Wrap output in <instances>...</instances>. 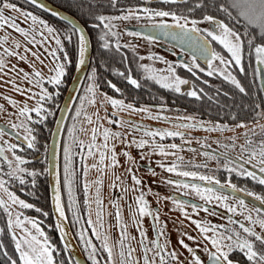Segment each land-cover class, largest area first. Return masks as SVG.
<instances>
[{
  "label": "snow or ice",
  "instance_id": "obj_1",
  "mask_svg": "<svg viewBox=\"0 0 264 264\" xmlns=\"http://www.w3.org/2000/svg\"><path fill=\"white\" fill-rule=\"evenodd\" d=\"M164 4H177L178 0H162ZM29 3L36 4L37 7H43L41 4H37V0H29ZM112 4L115 6L116 0H112ZM204 7L207 6L203 5ZM195 7H202L201 4L197 3ZM3 8L20 11V9L16 8L15 5L9 3H3ZM51 11V10H49ZM144 14V17L149 21H152L154 18H159L160 21H163L165 18H170L174 23H155L152 25L153 28H158L161 30H165V35L170 36L173 40L180 41L181 43L187 44L189 50L192 52L193 57L197 55L202 58L207 65L206 75L213 76L218 75L223 77V79L234 86L239 90L240 93H245L246 89L242 86L241 82L237 79V77L230 71V61L234 62V66L239 68L241 73L245 72L244 67L242 66V58L244 52V41L247 40L249 50H254L255 53V61L257 64L264 66V0H225V3L219 6V11L224 13L227 18V22L221 21L215 18L213 15L205 14L202 17V20L189 19L187 16L178 15L173 11H165V10H153L151 8L145 7L138 10ZM24 16L25 20H31L32 25H43L44 29H46L47 33L52 36V39L55 42L56 48L55 50L45 49L48 56L53 58V61L59 59L57 57V52H62V42L59 36L53 35L54 29L44 24V21L38 20L35 15L31 13H21ZM52 15L58 16L59 14L55 11H52ZM130 16H135L136 19H140V16L136 14V11L130 10L128 16L122 17H107L104 15L97 16L98 24H93L92 27L96 28L100 25L103 26L104 29L108 31L99 37V40L102 42L101 46L104 49L109 48V43L107 42V37L109 33L112 36H117L118 34L115 32H111L112 21L115 19H129ZM63 19L68 20L71 24V20L68 17H64ZM233 21L240 22L243 27V31L233 25ZM208 23L209 28L205 30H201L198 27L199 23ZM191 25L189 27L188 25ZM9 27L13 31L19 33L27 44H31L33 47H36L39 43L41 46L45 42V39H42L40 42L36 40V33H30L25 31L23 28H20L14 20L8 19L0 14V28ZM169 29H175L176 31H167ZM250 29L257 30L261 41L259 44L253 43V34ZM70 34L65 36V39L71 40L72 35H77L78 37V67L85 64V57L88 51L89 38L85 35V29L73 24L71 29L69 30ZM42 35V33H41ZM132 35H139V33H132ZM209 39L214 41L216 44L220 45L223 50H225L229 57L226 59L225 56L221 55L214 47L210 46ZM8 43V38H0V48H3V51H0V75L5 72L14 73L18 78L20 83L27 82L29 85L37 87L40 89V95L36 101V104L33 108H29V106L25 103L22 107L18 108V116L24 117L25 120H22L20 123H12L11 128L13 130L23 128L24 137L23 140L27 142V147L29 149L35 147L36 137L33 134V129L28 126V123L25 122L29 120L28 113L30 111H34L38 117V121L42 123L45 120V115L42 113H46L50 115L51 113L46 112V109L42 107L43 103H46L52 99V96L48 91L42 87L43 83L52 84L54 86H58L61 83V78L65 75L64 65L62 63H55V67L49 69L50 73H54L49 75L45 81L42 71L37 70L35 66V62L39 61L43 64V61L40 60V57L35 52H30V50L25 47L23 49V53L18 52L17 50L21 48V44L17 41H13L10 47H3ZM120 45L116 44V50L119 51ZM31 54L34 57L33 61H28L27 56ZM8 58H15L20 62H23L28 65L30 71H25L23 68L18 67L17 65L8 66ZM63 59L67 60L68 57L65 56ZM140 59H144V57H140ZM149 59H153L149 57ZM159 59V58H156ZM214 61H218L219 65L214 64ZM182 67H186L189 72H192L195 75V69L201 67L197 64L196 59L189 61L187 64L181 65ZM222 66V67H221ZM143 72L146 74L144 79L154 81L161 88L170 89L177 93L181 92L182 85H188L189 81L187 79H181L176 75L175 69L173 65H168L164 70H156L149 66L141 65ZM201 70H203L201 68ZM163 73V74H162ZM118 75L124 77L127 80V83L135 88H140L141 85L137 79H134L131 74L118 73ZM95 72L93 75L89 76V79H94ZM4 83H8L11 85L12 90L17 93H20L26 96L28 99H31L34 94L29 93L24 88H20L17 86L16 82L12 80H5ZM110 87L115 88L114 85H109ZM119 91V89H116ZM87 92L92 94V98L88 100L89 104L96 103V89L93 85H89L87 88ZM187 95L189 97H193L197 100L201 99V96L198 95L196 90L188 91ZM103 104H110L114 109L112 116L109 117L107 115L100 116L98 113L96 115V120L94 121L90 116L85 115V121L90 125H95L91 128V137L90 143L87 144V150L89 155H93V149H103V151H99V161L100 165L105 163L106 158L110 161L109 167L115 166L116 164V154L114 151V147H109L110 140H118L120 139L119 133L111 132L109 129L104 128L101 123L102 120H107L109 124H116L117 126L129 125L131 122L126 120L113 119L112 117H117L119 112L128 110L131 112H147L148 109L140 108L136 109L131 104H124L122 100L113 99L104 95L102 97ZM211 99V98H209ZM10 104L15 105V101H8ZM81 104H83V99L81 100ZM81 116V109H77L76 117ZM153 119H160L161 117H150ZM167 119V118H165ZM177 119H181L184 121H193L194 118L191 116L177 117ZM208 131H219L224 132L235 131L236 128L245 129V132L242 133L243 143L239 145V152L235 157H231L229 153L234 151L237 147L236 140L239 138L237 136L229 137V143L223 145L224 151L217 155L215 152L209 153L207 151L201 152L200 155L206 157L207 159H216L217 161H223V168L229 173H235L237 176L248 177L252 181L257 182L260 185H264V124L257 122V127L259 131H257L256 127H249L245 123H238L233 128H229L228 126H220L215 125L213 127H207L204 122L196 121L194 123H184V124H176L174 127L178 129L177 131H161V130H144V137L155 138L157 136L163 140L165 137H180L184 143H191L190 140L184 139V134L179 129H188L193 130L197 129V127ZM136 130H139L142 126L140 125H132ZM5 131L0 129V136L5 135ZM69 134L72 135V130H69ZM98 135L102 137L103 143L100 145L96 144V140ZM17 139H21L19 133H17ZM123 142V141H122ZM73 143L79 144L81 147H84L83 142L77 141L75 138L73 139ZM131 143L135 145L137 148H144L148 143L144 139L140 140H132ZM219 146V141H216ZM15 145L8 146V151H14ZM153 151L159 155L167 156V155H175V152H167L162 145H158L153 143L151 145ZM173 150L178 149V145L171 144L168 146ZM205 144L201 143V148H204ZM5 148L0 147V160L6 159L3 156L5 152ZM184 150V149H179ZM69 147L67 145L64 146V174H65V187L68 191L69 197V206L74 203L72 198V183L70 179V169L69 164L71 163L69 156ZM192 151H195L194 149ZM107 154V155H106ZM123 155L128 156V153H123ZM131 159V157H128ZM177 160H183V157L178 156ZM26 161L18 156L14 157L13 162L8 163L9 171L4 173L7 175L9 180L18 181L20 185H24L26 183L25 176L35 177L38 175L35 171H29L25 167H22ZM245 165H250L252 168L256 169L262 175H257L254 171H249ZM163 167V165H159ZM207 165H194V167H206ZM179 165L176 162H173L170 167H167L165 170L169 173H175L176 175L184 178H190L191 180L205 182L209 185H216L217 188L223 189L225 185H222L219 180L215 179L210 175H202L198 174L195 171H178ZM85 173L88 169L85 167ZM100 172H103L104 169L100 168ZM131 172V169H128ZM154 174V173H153ZM119 179V178H117ZM132 181L135 185H140L141 181L136 178V176H132ZM101 181L97 180L95 183L99 184ZM8 181L0 178V192H2L6 197L5 199H0V209H3L8 217V228L13 230L12 240L15 245V252L18 253V261L12 260L11 264H54L53 253L55 249L48 242L47 237H45L44 232L37 225V221L34 219L24 218L21 219V213H16L15 218L13 219V207L17 206L20 209H31L33 205L30 203H26L22 199H18L13 192L9 191L7 187ZM33 186L35 185V180L32 181ZM168 183H174L173 181H168ZM227 188L232 192H241L244 191L245 195L252 197L254 200L258 201L260 205H264V195H257L253 192L240 189L236 185L231 182L227 183ZM87 185H85V190H87ZM178 188L190 189L191 192L195 193L201 201H203V205H191L184 204L181 201H176L177 207L181 209L183 213V209L185 207H193L194 211L199 209L204 211L210 216H216L218 213L215 211L211 205L215 202V208H224L227 215H221V218L225 220L224 224H212V223H202L200 221H192L195 224L196 229L199 232V236L203 241L208 242L211 245V249L205 248L204 251L207 255L209 264H240V258L233 260L231 258L233 253L242 254V258L246 259L248 264H264V210L260 207H249L245 200L239 199L234 203H227L229 201V196L223 195L222 193H218L216 189L213 187H200V185L196 183H178ZM99 191L100 189H96L97 197L96 204L99 208L100 199H99ZM53 203L55 205V210L59 213L61 218L64 217V209L61 207V194L60 189L57 187L55 189V194L53 196ZM136 208V220L134 223L139 224V221L144 216H151L153 221L157 226H159V215H153V213L148 209V205L144 200L143 195L138 197L135 201ZM37 211H40L37 209ZM187 215L186 213H184ZM98 221L100 219L101 213L97 211L96 213ZM243 217L242 220H237L235 216ZM117 223H120V216L117 213L116 216ZM91 224V221H89ZM24 225H30L31 229L35 230V234H33L30 230H27ZM258 225L260 228V233H257L254 230L253 226ZM58 230L63 233V229L57 226ZM15 229H19L21 235L15 234ZM140 236L139 244L143 248L142 253V261L143 264H203L201 258L196 254L192 247H189L187 244H184L183 240L179 241L180 245L185 248L188 253H190L191 258L188 261H180L179 256L175 250L168 251V243L165 241L164 243L160 242V239L166 236L165 230L163 227H158L157 237L156 239L148 240L146 233L142 229V225L137 229ZM93 235L100 236V233L93 231ZM183 235L187 236V233ZM39 237H44L43 241L39 239ZM189 240L195 241L196 238L192 236H187ZM107 237H103L104 243L103 248L104 251L107 252V264H117V258L114 255L113 248L109 246L107 242ZM128 236L126 232L122 230V239L120 241V251L118 253V264H137L134 260V254L136 249H133L125 243L127 241ZM89 247H91L90 242ZM2 247V246H0ZM126 249V251H125ZM95 249H92L89 258L92 260V264H98V261L95 258Z\"/></svg>",
  "mask_w": 264,
  "mask_h": 264
},
{
  "label": "trees",
  "instance_id": "obj_2",
  "mask_svg": "<svg viewBox=\"0 0 264 264\" xmlns=\"http://www.w3.org/2000/svg\"><path fill=\"white\" fill-rule=\"evenodd\" d=\"M5 1L35 15L38 20L44 21V24L54 29L53 35L59 36L62 42L63 51L57 52V57L63 61L65 75L61 78V83L58 86H53L48 83L44 84L46 91L49 92L52 99L43 103L42 107L46 109V112L51 114L42 113L45 115V120L38 125V117L33 111L31 112L32 117L29 121L30 124L27 121L36 137L35 147L29 149L25 145L16 143L15 150L13 151L15 157L18 156L26 161L22 167H25L29 171H35L38 175L35 177L25 176L26 183L24 185H20L17 181L9 180L8 176L3 173H0V175L2 178H6L5 180L8 181V183L21 190V193L18 192V194L26 203L33 205V208L24 209V212L27 215H32L37 218L38 222L41 224L50 244L55 249L53 253L54 263L72 264L64 247L59 241L52 220L46 178V152L50 132L58 108L75 68L78 38L77 35H72L71 40L65 39V36L70 34L69 30L71 27L45 12L40 11L29 3L23 0H0V5L6 3ZM48 1L72 14L86 27L92 48L88 74L93 75V72H95L93 80L95 81L96 90L102 91L117 99H121L126 103H131L136 109H154L164 113V115L171 109L174 113H189L200 120L208 121L213 124L226 125L228 127H234L238 123L250 124L264 120V97L258 83L255 53L254 50H249L247 40H245L243 44L244 52L242 66L245 69L244 73H241L239 68L234 66V62L230 61L228 53L223 52L220 49L221 47H219L220 45L214 42L215 49L221 55L225 56L226 59H229L231 64L229 70L232 71L241 82L242 86L245 87V93H240L238 89L227 83L221 76H207V68L203 67V70H194L195 75L189 72L187 68H178V74L182 78L191 81V91L196 90L198 95L201 96L199 100L189 97L187 92L183 94L173 92V94H170L168 90L161 88L150 80L144 79L143 76L139 75L136 71L133 78L138 80L141 87L135 88L129 85L124 77L118 75V73H122V68L128 69L129 66L123 64V62L119 60V53L117 50L111 48L108 50L101 46L102 42L99 40V37L104 29L102 25L96 28H93L92 25L99 23L96 19L97 16L104 15L108 17L130 9H134L136 14L140 16L139 20H142V15L144 14L138 10L145 8L144 2L117 1L114 6L112 2H103L102 0ZM190 3L193 5L187 7ZM197 3L201 4L202 7H195ZM205 3L207 4L206 7L203 6ZM223 3H225V0H184L177 4L156 2L147 4L146 7L153 10L173 11L178 15L187 16L190 20L196 19L199 21L202 20L203 15L210 14L221 21L227 22L226 15L219 11V6ZM134 21L137 22V20ZM152 22L174 23L170 18H165L163 21H160L159 18H154ZM232 23L235 27L243 31L240 22L233 21ZM21 24L22 25L18 26L28 32L32 31V27L36 26L32 25L31 20H27ZM249 31L253 34V43L259 44L261 38L258 31L252 29ZM36 33H38L42 39L49 42L50 50H55V42L52 36L44 29L43 25L40 29H37ZM36 39L40 41L39 38ZM45 53L47 52L44 49L42 54ZM65 56L68 57L67 60L63 59ZM214 64L219 65V62L214 61ZM109 85H114L115 88ZM116 89H119V91H116ZM156 138L157 141L162 142V145H167L165 143L166 138L163 140H161L159 136ZM8 170L9 169H6L5 173H7ZM220 179L231 182L238 188H245L257 195H264V185H260L248 177H241L235 174V176L221 177ZM33 180H35L34 186L32 183ZM37 209L40 211H37ZM11 237L12 231L8 228V217L5 211L0 209V246H2L0 247V264H11L12 260L18 261V253L15 252V245Z\"/></svg>",
  "mask_w": 264,
  "mask_h": 264
},
{
  "label": "flooded vegetation",
  "instance_id": "obj_3",
  "mask_svg": "<svg viewBox=\"0 0 264 264\" xmlns=\"http://www.w3.org/2000/svg\"><path fill=\"white\" fill-rule=\"evenodd\" d=\"M102 1L112 2V0H102ZM117 1H134V2L143 1L144 7H146L147 4L156 3V2H149L148 0H116V2ZM157 2L161 3L162 1H157ZM192 5L193 4L190 3L187 7H191ZM130 10L135 11L134 9H130ZM130 10L122 11L120 13H117V14H114L108 17L128 16ZM142 16H143L142 20L136 19L135 16H130L129 20L128 19L126 20L125 19H115L112 21V24L114 25V27H112L111 32H115L118 35L112 36L111 33H109V36L107 37V42L109 43L108 50L110 48L116 50V44L119 43L120 49L119 51H117L119 53V60L123 62V64H126L127 66H129L128 69L122 68L121 69L122 73L131 74L134 77V74L136 71L137 73H139V75L143 76V78L146 75L141 69L138 59L136 58V54H135L136 52L135 45L139 41L138 39H141L143 47L145 48L149 47L150 51L160 50L165 55H167L170 59V62L168 63V65H172L173 59L177 61L178 63H177V66L175 67V70L177 72H178V68L186 69V67L181 66L185 63L178 61L177 56L181 54L182 60L189 62L194 59L190 55L186 53H182L180 50L170 45L161 43L145 35H141V34L132 35V33H137V32L131 30L129 27L148 26V25H153L155 23H160V22L149 21L148 19L144 17V15ZM134 20H137V22ZM163 23H166V22H163ZM168 24H172V23H168ZM188 26L191 27L190 24ZM198 27L201 30H205L209 28V25L208 23H205V24L199 23ZM107 31H108L107 29H103V32L101 35H103ZM209 41L211 42L212 47L215 48L214 41H211L210 39ZM220 49L223 52H226L225 50H223L222 47ZM197 64L200 65L201 67H198L197 69H195V71H200L202 67L207 68V66H203L198 61H197ZM89 76L91 75L87 74V78L82 86L83 88L80 90L75 100V103L72 106L70 113L64 124L62 135H61V141H60L59 156H58V174H59V184H60L62 205H63L64 212L66 215V219L72 231V234L76 240V243L78 244V247L85 261L87 262V264H92V260L89 258V256H90V253L92 252V249H95L96 250L95 258L98 261V264H107V252H105L103 248V243H104L103 237H107L108 238L107 242L109 246L113 248V252L117 258V264H118V260H119L118 253L121 250L120 241L122 239V230H123L124 232H126L128 236V239L127 241H125V243L130 245L131 248L136 249V252L134 254V260L137 262V264H143V261H142L143 248L139 244V241L141 238L137 230L142 225V229L146 233L148 240L156 239L158 227H163L165 230L166 236L161 238L160 242L164 243L165 241H167L169 245L167 250L168 251L175 250L179 256L180 261H188L191 258L190 253H188V251L185 248H183L179 243V241L183 240L184 244H187L189 247L193 248L196 254L203 261V264H207L209 261H208V258H207V255L204 249L205 248L211 249V245L208 244V242L203 241L200 238L199 232L196 229L195 224L192 223V221H200L202 223H212V224L220 225V224H224L225 220L222 219L221 215L219 214H223L224 216H226L227 213L224 208H215V202L213 203V205H211V207H213L215 211L218 213V215L216 216H210L204 211L199 210V209L194 211L193 207H185L183 209V213L181 212V209L177 207L175 203L176 201H181L184 204H191V205H197V206L203 205V201H201L200 198L195 193L191 192L190 189H183V188L177 187L178 183H189L187 182V180H191L190 178L180 177L176 174H166V173H160L159 175L157 174L156 169L153 166L156 160L155 158L156 154L153 151V148L151 147V145L153 143L162 145L161 144L162 142L157 141L156 137L155 138L135 137V139L137 140L144 139L150 143L149 148L144 147L142 149L147 150L149 154H152V155L150 156L148 155L146 158H137L136 163H137V167L140 170L131 169V172L128 171L129 177L130 176L132 177L134 175L136 176L137 179L142 181L140 185L134 184L132 190H130V188H123L124 193L125 191H127L128 193L131 192L128 196L125 197V200L128 201L126 202L127 207L125 208L129 211V219L128 220L123 219V223L122 221H120V223L118 224L117 220H115L113 217L108 215L106 211V207H104V200H105L104 194L107 189L105 191L104 189L106 188V186L107 188H111L112 183H113V179H112V183L110 185L109 183L106 184L107 183V165H108L109 160L106 158L105 163L103 165H100L98 163L99 158H100L99 151H103V149H93V155L88 154V150L86 146L88 143H90L91 135L85 136L84 129L80 126L79 123L74 121V118H75L74 114L76 113V107H77V103L79 102V99L82 96L86 97L88 94L86 90L87 82H90L95 87V81L93 79L89 80ZM188 81L190 83V89L185 90L184 92H180L181 94L191 91V87H192L191 81L190 80ZM152 82L155 83L154 81ZM258 83H259V78H258ZM166 90H168L170 94L171 93L173 94V92H175L170 89H166ZM96 91L103 95L111 97L113 99H117L115 97L109 96V94H106L102 91H99V90H96ZM118 100H121V99H118ZM123 102L126 105L131 104V103H126L125 101ZM84 108H87V103L83 106V109ZM148 113H151V114L149 115L146 114L147 118L158 116L161 118L156 119V120H163V121L165 120V121H172V122H177L176 121L177 117H183V116H191V117L197 118L196 116L191 115L189 113H185V114L184 113H174L171 109L169 112L166 113V115L154 109H148ZM108 114H111V113H108ZM119 114L125 115L120 112ZM115 118L131 122L127 126H129L133 130L138 131V132H142L144 130L158 129L156 125H152L150 123H147L144 120H141L139 116L137 117V120H130L128 118L122 119L124 118L122 116H117ZM197 121L204 122V124L207 127H213L215 125H220V124H213L211 122L200 120V119H198ZM257 122L264 124V120H260ZM257 122L250 123L247 125L249 127H256L257 131H259L257 127ZM37 123L38 125L41 124L40 122H37ZM185 123H192V121H186ZM110 125L111 127L113 126L114 128H116V124H110ZM132 125H140L142 127L139 130H136L134 127H132ZM221 126H224V125H221ZM69 130H72V135L69 134ZM14 132L16 134L19 133V131L17 130H15ZM240 136L242 137L241 134ZM2 137H5L6 139L9 137L15 143L24 145L21 141L16 140L12 138L11 136L5 134L3 136H0V147H3V148L5 147V144L2 143L3 141ZM74 138L77 141L83 142L84 147H81L79 144L73 143ZM96 144L97 145L102 144L98 141V138L96 140ZM174 144L178 146L181 145L179 142H176ZM65 145H67L70 149L69 156H70L71 163L69 164V169H70V179L72 183V198L74 201V203L71 205V208L69 206L68 191H67V188L64 186L65 185V174H64V165H65L64 146ZM25 146H27V144H25ZM139 149L142 150L141 148ZM204 151H207L209 153L215 152L217 155H219L220 153L214 147L206 148V150ZM229 155L231 157H235L237 154L230 153ZM5 158H6V155H5ZM0 161L6 162L7 159H3ZM152 162L153 164H151ZM212 162H213L212 166L206 167L205 169V171H207L206 173L211 174L215 179L219 180L222 185L226 186L227 181L221 180L220 178L230 177L233 175L235 176V173L234 172L229 173L225 169L217 168V163L220 161H217L216 159H212ZM85 167L88 169L86 173L84 171ZM100 168H103L104 171L100 172L99 171ZM140 175H143L146 178L142 180ZM97 180L101 182L99 184L95 183ZM168 181H173L174 183H168ZM195 181H198V180H195ZM85 185L88 186L87 190H85ZM7 187L9 188V190H13L17 193L18 192L21 193V190L14 187L10 183H7ZM200 187L204 188L205 186H200ZM97 188L100 189L99 199L101 203H100L99 208L97 207V204L95 202L96 197H97V193H96ZM240 189L246 190L245 188H240ZM217 192L222 193L223 195L229 196V201H227V203L231 204L239 200L237 197L232 196L230 194H227V193H224L218 190ZM141 195H143L144 200L146 201L148 205V209L153 213V215H156V214L159 215V226L155 224L151 216H144L143 218L140 219L139 224L134 223V220H136L135 213H136V208H137L135 201ZM185 199H188V200H185ZM246 204L249 207L253 206L248 202H246ZM97 211L101 213L99 221L96 215ZM184 213H186L187 215H185ZM234 218L237 220L243 219V217L239 215L235 216ZM89 221H91V224L89 223ZM253 227L257 233H260L261 230L258 225L253 226ZM94 230L100 233L99 237L96 235H93ZM184 233H187V236L195 237L196 240L195 241L189 240L186 235H183ZM88 242H90L91 247H89ZM68 258L70 259L71 263L74 264L69 256ZM231 258L233 260L240 258V264H248L247 260L242 258V254L238 252L233 253ZM173 264H175V262H173Z\"/></svg>",
  "mask_w": 264,
  "mask_h": 264
},
{
  "label": "rangeland",
  "instance_id": "obj_4",
  "mask_svg": "<svg viewBox=\"0 0 264 264\" xmlns=\"http://www.w3.org/2000/svg\"><path fill=\"white\" fill-rule=\"evenodd\" d=\"M6 3H8V2H6ZM15 7L18 8L16 5H15ZM18 9H20V8H18ZM21 13H28V12H26L24 9H20L19 12L15 11V10L6 9V8H3V4L0 5V14H2L4 17H6L8 19L14 20V22L17 25H22L21 23H24L25 21H27L24 19V16ZM41 27H42V25L41 26L36 25L35 27H32V31H29V33H30L29 38H31V33H36L37 29H40ZM36 34H37L36 38H39V40L41 41L42 38L39 36L38 33H36ZM5 37L8 38V43L5 44L3 47H10V45L12 44L13 41H17L21 44V48L17 50L18 52L23 53V49L25 47H27L30 50V52H35L39 55L40 60L43 61V64H41L39 61H36L35 66H36L37 70L42 71L43 76L45 78V81L49 75L54 74V73H50L49 69L54 68L55 63H62L63 64V61L61 59L53 61V58L48 56L47 53L42 54L44 49H49V42L48 41H45L42 46L38 43L36 47H33L31 44H27L24 40V37H22L19 33L13 31L9 27H2V28H0V38H5ZM138 40L139 41L135 45V51H136L135 54H136V58L138 59L140 67H141V65H144V66H149V67L156 69V70L166 69L168 66V63L170 62L169 57L167 55H165L163 52H161L160 50L150 51L149 47L148 48L143 47L141 39H138ZM40 41H37V42H40ZM0 51H3V48H0ZM140 57H144V59H140ZM149 57H152L153 59H149ZM156 58H159V59H156ZM27 59H28V61L31 62L34 60V57L31 54H29L27 56ZM8 61H9V63H8L9 67L11 65H17L18 67L23 68L25 71H30L27 64L20 62L15 58H8ZM177 63L178 62L175 61L174 59L172 60V65L174 66V69L177 66ZM175 72H176L177 76H179L181 79H184L178 74V72L176 70H175ZM5 80H12V81L16 82L18 87L24 88L26 91H28L29 93L34 94V95L32 96L31 99H28L26 96L12 90L10 84L4 83ZM45 83L42 84V87H44V88H45V86H44ZM89 85H92V84L90 82H87L86 87L88 88ZM39 95H40V89L39 88L34 87L32 85H29L27 82L20 83L18 78L15 76L14 73L5 72L4 74L0 75V123L11 128L12 123H20L22 120H25L24 117L18 116V114H17L18 108L22 107L25 103L29 106L30 109L33 108L36 104V101H37ZM103 96H104L103 94L96 91V96H95L96 103L95 104H89L88 100L92 98V94L88 92L87 96L86 97L82 96L79 99V102L77 103L76 111H77V109H81V116L78 118H74V121L79 123L80 126L84 129L85 136L92 135L91 128L95 126V125H90L85 121V115L90 116L94 121L96 120L95 114H97V113L100 116H105V115H107L109 117L112 116L114 109L112 108L111 105L104 104L103 107L101 106L103 104V99H102ZM82 99H83V104H81ZM9 100L15 101V105L10 104L8 102ZM86 103H87V108L83 109V106ZM31 112H33V111H30L28 113L29 118L32 117ZM108 113H111V114H108ZM120 113L125 114V115H120L118 113L119 114L118 116L124 117L122 119L128 118L130 120H137V117L139 116L141 120H144L147 123H150L152 125H156L158 127V129H156V130H161V131H177L178 129H176L174 127V125L184 124L186 122V121L181 120V119H176L177 122H172V121H165V120L164 121L163 120H156V119H152L150 117L147 118L146 116L151 114V113H148V111L147 112H140V111L131 112V111L125 110V111H122ZM74 116L76 117V113L74 114ZM112 118L118 119L115 117H112ZM193 118H194V120L192 121V123H194L198 120L195 117H193ZM27 121L29 123L30 119ZM27 121H25V122H27ZM101 123L103 124L104 128L109 129L111 132L119 133V135H120V139L109 141V147H114L117 162H116L115 166L109 167L108 165H109L110 161H108L107 183L106 184L109 183V185H110L112 183V179H113V183H112L111 188H107V186H106V188L104 189V191L107 189L105 194H104V199H105L104 200V207H106V211H107L108 215L113 217L115 220H117L116 216H117V213H119L120 221H122V223H123V219H126V220L129 219V211L125 208V207H127L126 202H128V201L125 200V197L131 193V192L128 193L127 191H125V193H124L123 188H130V190H132V188L134 186V183L132 181V177L131 176L129 177L128 169L138 170L139 168L137 167V163H136L137 158H146L148 155L150 156L152 154H149V152L147 150H143V149L140 150L139 148H137L135 145H133L131 143V141L134 140L135 137L143 138L144 137L143 131L142 132L135 131L127 125H123V126H117L116 125V128H114L112 126L115 129L114 130L111 127V125L107 122V120H102ZM29 124H28V126H29ZM229 128H233V127H229ZM16 130L19 131L20 137L23 138L25 135L23 128L16 129ZM179 130L183 132L184 139L190 140L191 143H184V141L180 137H165L166 138L165 143L167 145H162V146L165 148V151H167V152H170V153L175 152V155L162 156V155H159L155 152L156 160H155L154 164H153V162L151 164H153V166L155 167L158 175L160 173L175 174V173H169L165 169L167 167H170L173 162H176L179 165L178 171H195L198 174L212 176L211 174L206 173L207 171H205L207 166H212V164H213L212 159H207L206 157L200 155V153L204 152V150H206V148H209V147H214L221 153L224 151L223 145L229 143L228 138L233 137V136H237V137H239L236 140L237 147L234 151H231L230 153L231 154H238L239 145L243 143V137H241L240 134L245 132V129H242V128H236L235 131L225 130L224 132H219V131L208 132V131H205V130L199 128V126L197 127V129H193V130H188V129H179ZM97 138H98V141L100 143H103L102 137H100L98 135ZM140 138H138V139H140ZM2 139H3L2 143L5 144L4 148L6 149L3 154L6 155L7 161L3 162V163L0 161V173L4 174L6 169H9L8 163L13 162V164H14V157H15V155L13 154V151H8L7 148H8V146L15 145L16 143L9 137L7 139L5 137H2ZM135 140H137V139H135ZM216 141H219V146L216 143ZM176 142H179L181 144L180 146H178L177 150H173V149L168 147L169 145L176 143ZM201 143L205 144V148H201ZM149 144L150 143L148 142L146 144L147 146H145V147L149 148L150 147ZM179 149H184V150L181 151ZM193 149L195 151H192ZM138 150H139V152H138ZM125 152L128 153V156L123 155V153H125ZM178 156L183 157V160L182 161L177 160ZM128 157H131V159H129ZM204 164H206L207 166L206 167H199V168L194 167V165H204ZM159 165H163V167H161ZM217 168L224 169L222 160H220V162L217 163ZM140 177L142 180L146 178L143 175H140ZM0 178H2L1 175H0ZM117 178H119V179H117ZM2 179L5 180L6 178H2ZM226 183H228V182H226ZM142 185H144V184H142ZM9 191L13 192V194L16 195L18 199H22L17 192L12 191V190H9ZM157 195H158V193H157ZM0 199L7 200V197L2 192H0ZM12 207H13V219L15 218L16 213H21L22 214L21 215L22 220L24 218L36 220L38 227L41 229L42 232H44V230H43L41 224L38 222L37 218H35L32 215H27L24 212V209H20L17 206H12ZM115 220H114V222H115ZM24 227L27 230H30L33 234H35V230L31 229L30 225H24ZM11 231H12V235H13V230H11ZM14 231H15L16 235H21V232L19 229H15ZM44 234H45V232H44ZM45 237H47L46 234H45ZM39 239H41V241H43L44 237H39ZM48 242H49V240H48Z\"/></svg>",
  "mask_w": 264,
  "mask_h": 264
},
{
  "label": "water",
  "instance_id": "obj_5",
  "mask_svg": "<svg viewBox=\"0 0 264 264\" xmlns=\"http://www.w3.org/2000/svg\"><path fill=\"white\" fill-rule=\"evenodd\" d=\"M27 3H29V0H23ZM157 1H162V0H149V2H157ZM179 2L183 0H178ZM30 5L34 6L35 8L39 9L42 12H45L46 14L66 23L70 27H72L73 24L78 25L82 28L85 29V35L89 38V45H88V51L86 53L85 57V64L81 65L78 67V61H79V55L77 51V59H76V64L75 68L73 71V75L70 79V82L66 88V91L64 93L63 99L61 101V104L58 108L56 118L53 123V127L50 132L49 136V141L47 145V152H46V178H47V184H48V195H49V205H50V210H51V215H52V220L53 224L57 233V236L59 238V241L61 245L64 247L65 251L67 252L68 256L71 258L74 264H87L85 261L78 244L76 243V240L72 234V231L70 229V226L68 224V221L66 219V215H64L63 218L59 216V213L56 212L55 210V205L53 203V196L55 194V189L59 187L60 189V184H59V174H58V156H59V149H60V141H61V135H62V130L64 127V124L66 122V119L70 113V110L76 100V97L85 82L86 75L89 69V64H90V58H91V41L89 34L85 28V26L72 14L69 12L63 10L62 8L53 5L51 2L48 0H37V4L43 5V7H37L36 4L29 3ZM51 10V11H49ZM52 11L57 12L59 15L54 16L52 15ZM64 17H68L69 20H71V24L68 22V20L63 19ZM131 30L141 34L145 35L147 37H150L156 41H159L161 43L170 45L178 50H180L182 53H186L193 57L192 52L189 50L187 44L181 43L180 41L173 40L170 36L165 35V30H161L158 28H153L152 25L148 26H135V27H129ZM167 31H176L175 29H169ZM78 38V37H77ZM210 46H212L211 42L209 41ZM196 59L200 64L203 66H207L202 58H200L198 55L196 57H193ZM177 60L180 62H183L187 64L188 62L182 60V55L179 54L177 56ZM257 69H258V78H259V85L260 89L264 95V69L262 65H259L256 63ZM190 89V83L188 85H183L181 87V92H184L185 90ZM0 129H3L5 133L12 138L21 141L24 145L27 144L26 141H24L22 138L17 139V134L7 127L6 125H3L0 123ZM5 157V155L3 154ZM39 158V157H38ZM245 167L248 168L250 171L256 172L257 175H262L259 173L256 169L245 165ZM189 183H196L200 186H205V187H213L214 189L230 194L232 196L237 197L238 199H243L245 202L250 203L251 205L255 207H260L262 210H264V205H260V203L256 200H254L252 197H249L245 195L244 192H232L230 189L225 186L223 189L217 188L216 185H209L205 182L201 181H191L187 180ZM61 194V191H60ZM184 200V199H183ZM188 200V199H185ZM190 201V200H189ZM61 207L63 208L62 201H61ZM64 209V208H63ZM65 213V212H64ZM63 229V233L58 230V226ZM209 264V262L207 263Z\"/></svg>",
  "mask_w": 264,
  "mask_h": 264
}]
</instances>
